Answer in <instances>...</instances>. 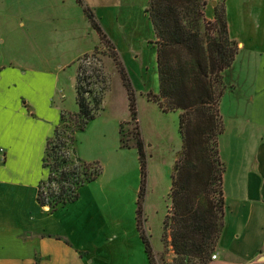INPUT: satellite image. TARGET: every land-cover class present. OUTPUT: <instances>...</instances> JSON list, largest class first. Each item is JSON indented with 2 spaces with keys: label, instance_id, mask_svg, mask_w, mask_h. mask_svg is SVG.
<instances>
[{
  "label": "rangeland",
  "instance_id": "374dc122",
  "mask_svg": "<svg viewBox=\"0 0 264 264\" xmlns=\"http://www.w3.org/2000/svg\"><path fill=\"white\" fill-rule=\"evenodd\" d=\"M148 5L149 0H0V63L27 69L29 94L44 119L20 166L21 191L31 214L27 233L66 235L89 264H149L137 227L141 162L136 131H141L146 156L140 228L150 235L155 264H178L165 218L171 211L172 169L182 145L180 112L164 111L155 100L159 76ZM215 5L223 6L215 0L209 10ZM85 6L93 11L105 39ZM115 54L135 91L137 119L129 122L128 91ZM257 59L241 51L233 70L225 73L227 84L235 81L239 88L238 93L225 90L220 101L224 131L219 146L230 176L241 161H250L256 139L252 114L262 111L261 103L247 98L263 87ZM76 77L82 89L91 91L86 96L101 97V104L84 128L75 131L73 155L98 161L102 173L81 186L77 200L46 210L37 205L35 190L37 177L48 173L42 159L44 139L52 133L44 135L61 110L62 127L74 125L73 114L79 110ZM115 232L119 237L112 241Z\"/></svg>",
  "mask_w": 264,
  "mask_h": 264
},
{
  "label": "trees",
  "instance_id": "16d2710c",
  "mask_svg": "<svg viewBox=\"0 0 264 264\" xmlns=\"http://www.w3.org/2000/svg\"><path fill=\"white\" fill-rule=\"evenodd\" d=\"M206 3L207 0H149L147 7L156 36L159 93L155 100L164 111L180 112L182 145L172 169L171 211L165 218L178 264H207L224 226L225 165L219 147L224 122L220 101L228 87L225 72L232 67L239 47L229 33L224 5L215 7L211 20L205 13ZM85 10L105 39L93 11L88 6ZM114 58L128 91L129 122L137 119L135 91L120 58L116 54ZM76 91L79 110L73 114L74 125L62 127L65 120L61 115V123L47 139L42 159L48 173L38 184L36 199L51 211L77 200L81 186L102 173L98 161L73 155L75 131L84 128L101 104V97L89 98L86 92L91 91L82 89L78 82ZM135 134L141 162L137 227L149 264H155L150 235L140 228L141 201L146 191V156L141 131ZM121 139L128 145L122 136Z\"/></svg>",
  "mask_w": 264,
  "mask_h": 264
},
{
  "label": "crops",
  "instance_id": "0c3cea01",
  "mask_svg": "<svg viewBox=\"0 0 264 264\" xmlns=\"http://www.w3.org/2000/svg\"><path fill=\"white\" fill-rule=\"evenodd\" d=\"M214 1L207 0L205 8L211 20L216 5L209 10V3ZM218 1L225 7L229 33L239 45L237 55L248 51L258 56L256 67L261 71L263 87L257 94L247 93V100H258L262 111L252 114L257 132L250 161L244 159L239 163L238 159L239 165L230 176L221 155L225 165L224 226L216 247L217 256L207 264H264V0ZM233 65L228 71L233 70ZM29 83L26 68L0 63V264H89L82 249L68 236L27 233L31 214L21 191L20 166L26 162L35 132L44 125L37 101L29 94ZM230 84L225 90L238 93V84L235 81ZM62 112L54 114L45 137L48 133L53 135ZM46 177L44 173L35 180L36 195L39 182ZM36 203L49 210L48 205L41 206L37 199ZM118 237L115 232L111 240Z\"/></svg>",
  "mask_w": 264,
  "mask_h": 264
},
{
  "label": "built area",
  "instance_id": "2783aa9c",
  "mask_svg": "<svg viewBox=\"0 0 264 264\" xmlns=\"http://www.w3.org/2000/svg\"><path fill=\"white\" fill-rule=\"evenodd\" d=\"M217 256V253L212 254V258H215Z\"/></svg>",
  "mask_w": 264,
  "mask_h": 264
}]
</instances>
